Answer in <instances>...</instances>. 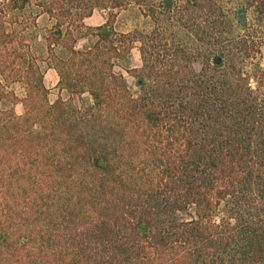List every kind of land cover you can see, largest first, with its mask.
<instances>
[{
    "label": "trees",
    "instance_id": "16d2710c",
    "mask_svg": "<svg viewBox=\"0 0 264 264\" xmlns=\"http://www.w3.org/2000/svg\"><path fill=\"white\" fill-rule=\"evenodd\" d=\"M33 1L37 11L0 0V264H264V69L253 89L241 73L201 69L172 82L136 68V96L113 70L137 37L115 29L117 10L173 11L203 41L221 26L214 1ZM246 3L255 27L234 56L264 35V0ZM95 7L108 15L76 48L72 27ZM38 12L53 19L42 39L58 89L87 92L89 105L48 100L30 44ZM56 194L62 205L48 213Z\"/></svg>",
    "mask_w": 264,
    "mask_h": 264
},
{
    "label": "rangeland",
    "instance_id": "374dc122",
    "mask_svg": "<svg viewBox=\"0 0 264 264\" xmlns=\"http://www.w3.org/2000/svg\"><path fill=\"white\" fill-rule=\"evenodd\" d=\"M31 1V7L37 11L36 2ZM213 1L218 8L215 14L219 15L222 20L218 29L222 31L219 33L217 29L203 41L198 40L194 32V26L190 22L185 24L179 22L176 15H173V11H166L164 8L156 10L155 18L150 16L146 9L139 8L136 5H131L115 12V29L122 32H132V34L135 33L137 35L126 52L112 60L113 70L124 77L133 96L138 93V87L134 83L135 78L129 71L136 68L144 69L142 71L144 75L147 72H151L153 77L155 72L165 74L161 77L172 82L176 81L175 77L180 78L182 75L187 77L191 71L197 72L201 69H207L216 74H221L225 71H228L230 75L231 73H241V83H248L253 89L256 87L259 74L256 69H264V35L260 38H254L255 42L248 56L244 55V53H238L237 56L233 55L234 51H238L241 40L246 38L245 34L247 31L255 27L252 7L247 5L246 0ZM172 4L173 8L175 3ZM29 8L30 6L28 5L27 12L30 11L28 10ZM108 11L107 7H95L90 15L82 19L81 26L72 27L73 35L77 39L76 48L91 45L94 38L89 34H84L86 28L103 23ZM238 11H243L241 15L244 21L242 22L243 25L237 17ZM52 23L53 19L51 17L45 13L38 12L34 33L35 39L32 37L30 40L31 49L38 54L37 63L43 71L48 100L52 102L57 97H61L77 107L87 106L91 103V97L87 92L72 94L66 90H59L57 84H55V80H58L57 72L55 75L53 72L49 73L44 69L45 65L51 63V59L48 58L47 47L42 35L44 29L48 28ZM154 30L157 38L152 40L151 37ZM53 47L57 56L61 58L69 56V52L63 46L55 44ZM215 58H220L218 63L212 62V59ZM247 76L248 79L246 80ZM11 88L14 89L19 97L23 95L24 89L19 82L12 83ZM13 108L17 115H22L25 109L21 101L15 102ZM62 199L63 196H60V194L52 195L47 200L48 202L46 201L45 211L48 213L57 211L56 209L62 205ZM193 215L194 208L189 207L186 212L180 214V217L186 219ZM35 220H38V218Z\"/></svg>",
    "mask_w": 264,
    "mask_h": 264
},
{
    "label": "crops",
    "instance_id": "0c3cea01",
    "mask_svg": "<svg viewBox=\"0 0 264 264\" xmlns=\"http://www.w3.org/2000/svg\"><path fill=\"white\" fill-rule=\"evenodd\" d=\"M100 24V23H98ZM44 69H46V71H48L49 73H54L56 75V71H55V68L51 65V64H47L45 65ZM55 84H57V79L55 80ZM73 94V93H72ZM71 94V95H72ZM82 94V93H81Z\"/></svg>",
    "mask_w": 264,
    "mask_h": 264
},
{
    "label": "flooded vegetation",
    "instance_id": "af4514ba",
    "mask_svg": "<svg viewBox=\"0 0 264 264\" xmlns=\"http://www.w3.org/2000/svg\"><path fill=\"white\" fill-rule=\"evenodd\" d=\"M238 19H239V22L243 25V23L242 22H244L243 20H242V18H241V15H242V13H243V11H238ZM242 41V40H241ZM240 45H241V42H240ZM240 45H239V48H240ZM219 60H220V58L219 59H217V61L215 62V63H218L219 62Z\"/></svg>",
    "mask_w": 264,
    "mask_h": 264
}]
</instances>
